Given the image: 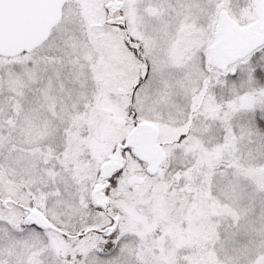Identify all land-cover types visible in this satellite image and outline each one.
Returning <instances> with one entry per match:
<instances>
[{
	"label": "snow or ice",
	"instance_id": "6c2138e0",
	"mask_svg": "<svg viewBox=\"0 0 264 264\" xmlns=\"http://www.w3.org/2000/svg\"><path fill=\"white\" fill-rule=\"evenodd\" d=\"M0 264H264V0H0Z\"/></svg>",
	"mask_w": 264,
	"mask_h": 264
}]
</instances>
